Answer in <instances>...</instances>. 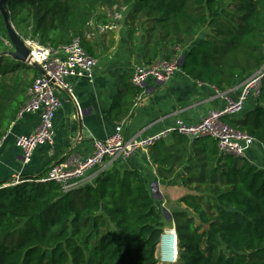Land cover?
I'll list each match as a JSON object with an SVG mask.
<instances>
[{
    "label": "trees",
    "instance_id": "trees-1",
    "mask_svg": "<svg viewBox=\"0 0 264 264\" xmlns=\"http://www.w3.org/2000/svg\"><path fill=\"white\" fill-rule=\"evenodd\" d=\"M5 7L25 42L59 50L80 38L93 58V27H111L110 12L129 8L125 25L131 42L138 33L145 39V67L162 52L173 61L182 51L185 74L227 95L264 65V0H8ZM14 51L0 15V142L39 76ZM223 122L264 144V80L261 96ZM148 153L163 181L184 167L188 194L172 223L140 171L122 169V161L96 186L69 193L34 181L27 193L24 184L0 191V264H162L157 252L172 224L175 264H264V170L221 155L211 138L179 135Z\"/></svg>",
    "mask_w": 264,
    "mask_h": 264
},
{
    "label": "crops",
    "instance_id": "crops-1",
    "mask_svg": "<svg viewBox=\"0 0 264 264\" xmlns=\"http://www.w3.org/2000/svg\"><path fill=\"white\" fill-rule=\"evenodd\" d=\"M114 24L107 29L93 27L99 31L98 35L93 33L89 38L96 52L94 79L70 78L73 96L64 90L57 92L62 107L54 120V145L39 147L29 163L23 162V153L16 146V138L36 131L40 125V116L36 114L18 119L1 140L0 191L22 184L28 187L34 181L37 183L48 174L53 164L72 154L90 156L93 142L107 140L115 134L118 126H122L127 139L146 138L174 127L178 119L188 124L199 123L209 112L222 110L229 95L234 100L241 95L244 82L227 95L189 77L182 69L185 59L182 51L177 56L181 69L168 84L160 85L150 79L143 87L132 85L133 72L147 65L144 43L137 42V39L131 42L127 30L123 29L116 32L119 35H113L116 42L112 46L111 32L116 30ZM164 57L162 52L157 61ZM250 105L251 101L245 107ZM178 136L173 134L163 142L172 143ZM191 155H194L192 151ZM247 158L264 170V156L258 150L250 152ZM120 163L124 170L140 171L153 195L159 193L168 206L181 209L179 200L188 194V190L183 188L181 193L179 190L176 192V188L181 186L184 167L177 169L179 171L171 180L163 181L158 177L148 152L137 153ZM91 185L96 186V182Z\"/></svg>",
    "mask_w": 264,
    "mask_h": 264
},
{
    "label": "built area",
    "instance_id": "built-area-1",
    "mask_svg": "<svg viewBox=\"0 0 264 264\" xmlns=\"http://www.w3.org/2000/svg\"><path fill=\"white\" fill-rule=\"evenodd\" d=\"M32 49V61L38 63L47 76L40 75L28 90V101L22 107L18 119L25 115L40 116V125L36 131L28 136L16 138V146L23 153V162L29 163L34 152L42 146L54 145V120L62 107L58 90L67 91L73 96L69 83L70 78H84L93 80L97 61L83 48L80 38L71 44L54 50L40 47L28 42ZM264 56V47L262 50ZM181 69L178 59L173 61L161 60L153 66L138 68L133 72L131 82L136 87H143L153 79L160 85L168 84ZM264 80V65L243 83L242 93L236 100L228 98L222 110L212 111L199 123L188 124L178 119L175 126L146 138H126L122 126L116 128L113 136L105 141L95 140L93 152L88 157L72 154L50 168L48 174L39 183L55 182L66 193L76 191L88 185L95 184L98 177L104 174L118 161H126L137 153L148 152L157 143L163 142L169 136L178 134L193 142L199 138H211L217 142L221 155L247 158L250 152L258 150L264 156V144L246 133L238 132L223 122L225 117L241 114L247 102L261 96ZM91 183V184H90ZM175 228L173 232H175ZM161 263L171 264L165 255V247L159 245ZM178 257L173 260L177 262Z\"/></svg>",
    "mask_w": 264,
    "mask_h": 264
},
{
    "label": "rangeland",
    "instance_id": "rangeland-1",
    "mask_svg": "<svg viewBox=\"0 0 264 264\" xmlns=\"http://www.w3.org/2000/svg\"><path fill=\"white\" fill-rule=\"evenodd\" d=\"M118 10H116V9H114L113 11H111L110 12V16H111V19L113 20L112 22H113V24L115 25V27H116V30L114 31L113 30V32H111V38L113 39L112 40V42H111V44H112V46H113V44H115V42H116V36L117 35H119L118 33H116V32H121V30H127V33H128V28H127V25H125V19H126V17L128 16V14H129V12H130V9L129 8H127V9H123L122 10V14L121 15H119L118 14V12L121 10V7H119V8H117ZM112 24V25H113ZM106 29L107 28H110V27H108V26H106L105 27ZM94 31V34L96 35H98V30L97 29H93ZM116 34V36H113V35H115ZM140 33H138V35H136L135 36V38H137V42H140V39H141V37H140ZM115 40V41H114ZM136 40V39H135ZM95 42H96V40H95ZM141 42L142 43H144L145 42V39L144 38H142V40H141ZM110 44V45H111ZM145 44V43H144ZM102 54V53H101ZM28 191H25L24 190V192H30V190L32 189V185H28ZM166 190V189H165ZM180 191L181 193H183L184 192V190H183V187H181V186H178L177 188H176V192L177 191ZM153 197L157 200V201H159V206H160V208L164 211V214H165V212H167V215H166V217L165 218H167L166 219V221H167V223H172V218H171V214L174 212V211H179V209L180 208H177V207H170V206H168V205H166V202H165V200L162 198V196H160L159 195V193H157L156 195H153ZM180 201V200H179ZM176 204V203H175ZM65 204H62L61 205V207L62 206H64ZM176 206H177V204H176ZM60 207V208H61ZM168 211H167V210ZM58 212H59V209H56L55 211H54V213L53 214H51V216H54L55 215V217H57V215H58ZM46 218V217H45ZM45 218H41V219H39L37 222H36V225H37V227H40V228H42L43 227V224H42V222L44 221V219ZM173 229H174V227H173V224L171 225V226H168L167 228H166V230H165V232H164V235L166 234V232L168 231V230H171V231H173ZM161 242H162V240H161ZM157 258H158V260L160 261V262H162L161 261V253H159V248H158V252H157ZM168 264V263H167ZM171 264H175V263H171Z\"/></svg>",
    "mask_w": 264,
    "mask_h": 264
},
{
    "label": "water",
    "instance_id": "water-1",
    "mask_svg": "<svg viewBox=\"0 0 264 264\" xmlns=\"http://www.w3.org/2000/svg\"><path fill=\"white\" fill-rule=\"evenodd\" d=\"M8 0H0V15L2 16L5 26H6V30L7 33L10 37V40L13 44L14 47V52L11 53V57L28 66H32L34 67L40 75L43 76H47L46 72L43 70V68L36 62L32 61V49L29 47L28 43L25 42L20 36L19 34L16 32L15 28L13 27L11 20H10V16L8 11L6 10V3ZM174 236L177 237L176 231L173 232ZM173 236V235H172ZM165 235L162 236V243L164 244L163 240H164ZM177 257H178V252H177Z\"/></svg>",
    "mask_w": 264,
    "mask_h": 264
},
{
    "label": "bare ground",
    "instance_id": "bare-ground-1",
    "mask_svg": "<svg viewBox=\"0 0 264 264\" xmlns=\"http://www.w3.org/2000/svg\"><path fill=\"white\" fill-rule=\"evenodd\" d=\"M163 242L167 260L170 263H173V260L176 258L178 252V239L174 236L173 231L168 230L166 232Z\"/></svg>",
    "mask_w": 264,
    "mask_h": 264
},
{
    "label": "clouds",
    "instance_id": "clouds-1",
    "mask_svg": "<svg viewBox=\"0 0 264 264\" xmlns=\"http://www.w3.org/2000/svg\"><path fill=\"white\" fill-rule=\"evenodd\" d=\"M177 239H178V237H177ZM161 244V243H160Z\"/></svg>",
    "mask_w": 264,
    "mask_h": 264
}]
</instances>
